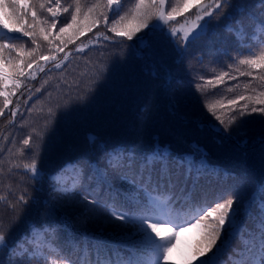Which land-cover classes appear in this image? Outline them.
Masks as SVG:
<instances>
[{
    "label": "trees",
    "instance_id": "16d2710c",
    "mask_svg": "<svg viewBox=\"0 0 264 264\" xmlns=\"http://www.w3.org/2000/svg\"><path fill=\"white\" fill-rule=\"evenodd\" d=\"M13 2L20 7L14 10L7 6ZM44 2L45 8L40 9L38 0H24L27 8L21 0H0L5 5L0 9V19L20 27L15 24V11L16 15L23 16L22 25L28 29L32 23L29 9L34 10L38 17L35 31L39 33V28L43 27L50 33L49 40H53L50 45L38 35L39 53L49 57L44 61L33 53L43 71L33 64L25 76L20 77L19 88L10 80L6 82V95L11 103L0 116V195L15 200L25 194L30 199L22 219L12 231L9 248L0 251V261L9 264L11 249L19 241H24L23 247L47 257L46 261L42 258L32 264H68L63 255H71L74 261L79 258L80 264H85L89 256L93 260L97 258V247L100 259L110 257L115 261L132 254L141 255L134 247L138 237L132 238L127 229L116 227L121 222L107 219L103 207L93 210L92 206L85 208L69 201L53 191L52 184L57 181L70 189L79 183L83 171L85 182L93 188L99 187L101 199L109 204L112 203L110 196L123 201L128 188L120 178L126 170L122 167L125 157L139 160L155 153L161 161L166 159L172 180L170 183L161 181L159 185L153 182L149 191L158 199L171 196L178 208L183 204L181 189H191L195 170L202 164L206 170L200 172L201 198L206 195L208 201L215 202L216 193L222 188L235 187L238 199L233 208L239 212L238 227L219 264L226 261L239 264L241 259L259 264L264 234L261 224L264 217L260 214L264 202V116L259 113L245 116L226 131L206 105L222 103L225 107L217 106L216 111L224 113L227 124L228 117L248 102L239 100L240 96L259 95L264 100V95H260L264 93V79H261L264 68L239 64L240 59L249 58L250 46L257 55L264 51V45L258 43L262 35L260 26L257 25L255 35L251 29L236 31L239 24L229 32L226 29L232 25V19L220 18L213 22L201 41L182 50L159 36L141 41L139 37L147 29L132 40L108 31L113 20L109 12L107 24L101 21L91 31L85 28L78 39L64 47L54 37L60 27L71 22L74 0H60L59 7L56 0ZM97 2L80 0V27L88 23L83 13ZM240 2L259 16L254 6L256 0ZM69 5L72 7L64 12ZM48 7L56 11L55 16L47 11ZM128 7L129 4H124V10ZM195 14L196 8L190 7L171 23H183L185 16L194 18ZM119 15H123V11ZM119 15L115 16L117 21ZM236 15L233 12V16ZM53 20L57 21L55 28H51ZM73 32L74 29H69L68 33L61 34L65 42ZM97 33L102 35L97 36ZM9 35L20 37L11 43L18 50L22 48L20 57L16 51L3 53L5 72L11 75L12 66L20 59L31 60L26 53L36 45L22 32L14 31ZM105 35L113 39L105 40ZM82 45L83 50L77 51ZM58 47L64 50L58 51ZM66 53L67 60L64 59ZM57 63H60L59 68L55 67ZM33 71L34 78L28 75ZM225 72L228 76L217 82L216 77ZM248 72L252 74L241 75ZM197 85L201 86L199 90ZM38 88L40 91H36ZM3 100L4 97H0V106ZM230 100H237V105H229ZM12 110L17 111L14 118L10 115ZM29 135L33 138L31 149L23 145ZM33 151L38 152V167L42 166L45 173L43 181L30 179L31 173L22 167L23 163L30 162ZM188 161H191L193 174L185 185ZM16 164L21 166L13 167ZM102 175L107 176L111 189L107 183L98 185ZM136 195L144 199L143 192ZM8 215L5 212V218ZM186 218L181 216L180 220ZM184 226L187 230L178 234L183 235L188 249L195 254L202 246L204 230L199 226ZM241 249L242 256L232 255ZM162 264L185 263L178 260L172 250L169 260Z\"/></svg>",
    "mask_w": 264,
    "mask_h": 264
},
{
    "label": "snow or ice",
    "instance_id": "6c2138e0",
    "mask_svg": "<svg viewBox=\"0 0 264 264\" xmlns=\"http://www.w3.org/2000/svg\"><path fill=\"white\" fill-rule=\"evenodd\" d=\"M24 7H28L24 0H21ZM39 8H45L44 0H38ZM57 7L60 5V0H56ZM75 11L71 14V22L65 23L63 27H60L59 32L54 37L59 39L64 47L67 43H72L74 39H78V35H82L85 28L91 31L101 21L105 24L108 23V13L113 14L112 26L108 31L117 34L120 37L132 40L133 37L141 31L147 29L144 35L139 37L141 41L145 38L157 37L166 38L169 43L174 44L178 49L186 50L188 46L196 45L207 34V30L211 27L214 21L220 18H231L233 23L227 27V31H233V27L239 24V28L235 29L239 31L243 29L245 32L251 29L253 35L257 25L260 26V32L262 33L259 40V45H264V0H256L254 5L258 11L259 16L256 13L249 10V6L241 3L240 0H100L87 12L83 13L84 19L88 21L87 25L83 28L78 25V20L81 15L80 0H74ZM124 4H129L130 7L124 10ZM14 10L20 7L19 4L13 2L7 5ZM5 5L0 3V9H3ZM69 7L63 9L64 12H68ZM190 7L196 8V14L194 18L184 17L183 23L177 22L172 24V21H176L177 17L183 15ZM32 23L28 25V30L22 25L23 16L16 15L15 24L21 25L15 27L13 24L6 23L0 19V97H4L3 106H0V116L5 114V109L11 103L8 95H6V82L12 81V84L16 87H20V77H24L27 69H31L33 64H37L40 71H43V67L38 64L36 53L40 60L48 61L49 57L39 53L40 44L37 42L38 35L42 36L45 41L51 45L53 40H49V34L41 27L39 33L35 31L37 26V13L31 10ZM47 11L56 15V11L48 7ZM123 11V15H119ZM233 12L237 15L233 16ZM119 15V20L115 19V16ZM13 17H9L12 19ZM208 17L209 19H205ZM203 21V23H201ZM247 21V23H246ZM57 21L53 20L51 28H55ZM165 27L167 31L165 32ZM7 31H4V30ZM69 29H74L73 35L69 37L67 42L62 38L61 34L68 33ZM22 32L23 36L29 37L31 43L36 45L29 52L26 53L31 60L20 59L14 66H12V74L8 75L4 69L5 57L3 53L7 51H16L17 56L22 55V48L17 49L13 40H18L20 37L10 36V32ZM102 35L97 33V36ZM105 40L113 39V37L104 36ZM58 51H63V47H58ZM83 45L77 48V51H82ZM249 58L239 60V64L248 65L249 68H264V51L259 55L252 51L251 46L248 49ZM55 59V56L51 57ZM65 60L68 59V54H65ZM11 64V62H10ZM26 65V67L24 66ZM55 67L59 68L60 63H57ZM251 75V72L241 73V75ZM29 76L35 77V71L28 73ZM228 76V73H221L216 77L217 82H222L224 77ZM234 78V77H232ZM264 79V76L261 77ZM47 83V81H45ZM207 83H211L208 81ZM200 85H197L198 90ZM231 91V89H229ZM40 91V89H36ZM14 94V93H13ZM260 95H264L261 93ZM30 98V97H29ZM239 100H247L240 111L235 115H230L225 123L224 113L217 114V106L224 108L225 106L220 103L207 104V110L212 116L219 121L220 125H224V130H228L229 126L236 124L237 120L245 116H250L255 113H259L264 116V107H257L256 105H264V100L260 99V96H240ZM229 105L236 106L237 100L228 101ZM251 105V106H250ZM230 109L229 111H233ZM10 115L14 118L17 115L16 110H12ZM243 123V121H242ZM32 136L23 140V145L29 149L32 148L30 141ZM40 145L36 144L38 150ZM20 155L23 156L24 152L21 150ZM37 151H33L29 157V163H23L22 167L31 173L30 179L43 181L45 179V173L43 167H38L37 163ZM163 163L164 167L161 168L160 164ZM186 174L184 175V184L187 185L189 178L192 177L193 169L191 161L187 162ZM16 164L13 167H20ZM126 170L120 177L127 183L128 188L123 201L118 198L109 197L112 203H108L107 200L101 199L102 193L99 191V187L93 188L90 184L85 182V175L83 171L80 174L79 183H75L70 189L68 186H60L57 181H53V191L60 193L62 197L67 198L69 201L82 204L85 208L92 206L93 210L98 207H103L107 212V219L110 221H119L120 224L116 225L119 228H125L132 233V238H137L134 245L135 251L142 253L141 255L132 254L126 258H118L113 261L110 257L100 259V248L97 247V258L93 260L89 256L85 264H162L169 260V253L175 247V239L178 232L187 230L188 228L202 227L204 230V239L202 246L198 248L194 257L199 260V264H219L220 258L226 248L231 244V236L235 234L238 224L239 212L233 208V205L237 202L238 197L235 195V187L222 188L216 193L215 202L208 201L206 195L201 198L200 191L202 187L199 185L201 169L206 170L205 165H201L196 169V175L192 178L191 189L182 188L183 204L180 207H176L173 202V198L170 196L167 199H158L151 195L149 189L153 182L157 185L161 181L171 182V170L167 164L166 159L161 161L158 154H153L152 157H143L137 160L136 157H125L122 164ZM183 168V164L181 165ZM75 170V169H74ZM219 179V174H217ZM179 180V177L177 178ZM100 182L107 183L108 188H112V184L108 183L107 176H100L98 185ZM143 192L144 199L141 200L136 193ZM29 197L25 194H21L15 200H10L8 197L0 195V251L9 248V244L12 238V231L22 219L23 213L26 211V206L29 203ZM86 202V203H85ZM134 206V208H133ZM127 208V210H125ZM5 212L9 215L5 218ZM132 213L131 215L129 213ZM260 214L264 217V202L260 206ZM187 217L180 220V217ZM261 224L264 225V219L261 220ZM172 225L173 227H168ZM167 233V235L165 234ZM223 236V239L221 237ZM261 256L259 264H264V234L261 237ZM24 241H19L11 249V256L9 264H32L33 261H39L42 258L47 260V257H42L37 254L35 250H29L23 247ZM17 249H20L18 252ZM63 251V250H61ZM243 249L233 252V256H242ZM59 259V257H58ZM63 259L68 264H80L79 258L73 260L71 255H63ZM3 264V261H0ZM226 264H230V261H226ZM239 264H249L248 261L241 259Z\"/></svg>",
    "mask_w": 264,
    "mask_h": 264
},
{
    "label": "rangeland",
    "instance_id": "374dc122",
    "mask_svg": "<svg viewBox=\"0 0 264 264\" xmlns=\"http://www.w3.org/2000/svg\"><path fill=\"white\" fill-rule=\"evenodd\" d=\"M173 254L178 260H181L185 264H199V260L190 252L187 246V241H185L181 233L177 235Z\"/></svg>",
    "mask_w": 264,
    "mask_h": 264
}]
</instances>
